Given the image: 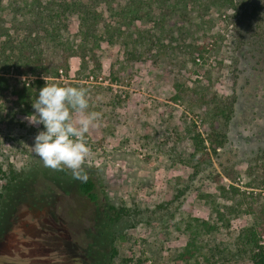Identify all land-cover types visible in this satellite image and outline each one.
<instances>
[{
	"label": "rangeland",
	"instance_id": "obj_1",
	"mask_svg": "<svg viewBox=\"0 0 264 264\" xmlns=\"http://www.w3.org/2000/svg\"><path fill=\"white\" fill-rule=\"evenodd\" d=\"M204 20L191 38L198 47L195 60L176 51L157 61H129L119 40L101 41L100 69L75 80L80 60L72 57L67 78H61L86 88L88 111L100 113L85 136L90 153L83 165L98 200L130 210L113 226L117 253L109 264H251L237 239L243 226L255 228L264 243L263 222L240 215L226 228L202 233L195 258L183 253L189 248L187 223L194 217L214 222V205L223 202L218 188L230 184L225 170L237 173L232 184L241 190L264 192V182L246 172L249 160L264 152V73L238 58L222 14L210 9ZM76 25L74 18L71 33ZM177 83H204L219 97L236 94L225 144L215 153L204 148L201 162L189 158L190 137L207 136L208 116L175 99ZM30 114L13 106L0 81V264H93L84 249L96 209L77 194L71 170L65 168L58 185L55 172L61 170L45 167L34 154L31 146L43 125H30Z\"/></svg>",
	"mask_w": 264,
	"mask_h": 264
},
{
	"label": "trees",
	"instance_id": "obj_2",
	"mask_svg": "<svg viewBox=\"0 0 264 264\" xmlns=\"http://www.w3.org/2000/svg\"><path fill=\"white\" fill-rule=\"evenodd\" d=\"M210 9L222 14L230 26L238 58L264 73V0H11L7 5L0 0V81L10 89L13 106L30 114L32 102L46 82L79 86L75 81L61 80L68 76L72 57L80 60L75 80L100 69L96 52L101 41L119 40L129 61L151 58L157 61L176 51L195 60L198 47L191 38ZM74 18L76 31L71 33L69 28ZM238 70L234 66L235 74ZM234 84L233 79L232 89ZM175 88V99H186L187 110L202 109L208 116L207 136L197 132L190 137L194 149L189 158L201 162L206 153L204 148L215 153L225 144L236 94L232 90L229 95L219 97L204 83L192 86L177 83ZM249 161L247 175L253 181L264 182V152ZM65 171L55 172L58 185L63 186L61 179ZM3 173L0 167V176ZM223 176L230 184L218 188L223 202L214 205V222L194 217L187 223L190 239L189 248L183 252L186 258L193 255L195 258L199 253L202 233L226 228L236 216L251 215L264 225V192L241 190L232 184L237 178L232 168L225 170ZM252 185L245 186L258 187ZM76 192L97 212L90 239L93 241L86 242L85 258L94 260L93 264H109L117 253L112 247L117 236L113 226L129 215L130 210L99 201L96 184L90 177L87 182L78 180ZM237 239L251 264H264V243L259 242L255 228L243 226Z\"/></svg>",
	"mask_w": 264,
	"mask_h": 264
},
{
	"label": "clouds",
	"instance_id": "obj_3",
	"mask_svg": "<svg viewBox=\"0 0 264 264\" xmlns=\"http://www.w3.org/2000/svg\"><path fill=\"white\" fill-rule=\"evenodd\" d=\"M30 125H43L34 137L32 150L45 167L71 170L74 180L89 179L83 165L90 153L85 136L96 126L98 112H89L88 90L84 87L47 83L32 102Z\"/></svg>",
	"mask_w": 264,
	"mask_h": 264
}]
</instances>
